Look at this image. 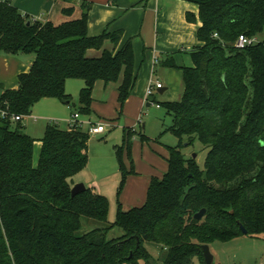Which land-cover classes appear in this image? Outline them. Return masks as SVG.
Masks as SVG:
<instances>
[{"label": "trees", "instance_id": "trees-1", "mask_svg": "<svg viewBox=\"0 0 264 264\" xmlns=\"http://www.w3.org/2000/svg\"><path fill=\"white\" fill-rule=\"evenodd\" d=\"M184 1L199 8L201 46L191 53V67L165 63L182 71L184 83L179 101L160 104L173 116L168 131L180 140L167 147V172L151 179L142 206L124 211L119 205L115 223L80 234L84 218L107 223L109 216L107 198L94 189L71 194L74 177L89 162V133L49 124L36 164L38 140L23 132L22 121L0 119V264H151L146 244L164 251L161 264H206L202 246L243 236L241 225L247 235L264 234V0ZM82 10L80 19L56 26L0 3V55L34 57L18 89L0 83V101L10 114L26 118L43 99L68 101L66 83L73 79L85 83L80 117L92 116L99 81L120 83L122 112L137 81L133 45L105 49L106 41L119 44L122 31L90 36L91 7L83 3ZM187 19L197 21L192 14ZM240 36L256 42L238 49ZM89 50L102 54L90 58ZM136 135L126 130L115 148L124 171L126 151L130 175L136 174ZM185 139L209 150L204 169L182 153ZM140 140L150 139L140 134ZM202 209L204 217L196 220ZM113 228L123 236L109 240Z\"/></svg>", "mask_w": 264, "mask_h": 264}, {"label": "rangeland", "instance_id": "rangeland-1", "mask_svg": "<svg viewBox=\"0 0 264 264\" xmlns=\"http://www.w3.org/2000/svg\"><path fill=\"white\" fill-rule=\"evenodd\" d=\"M20 11L25 15L24 10ZM17 59L33 60V56L22 55L12 56ZM157 57H161L160 55ZM190 60H187L189 63ZM139 67V78L132 96L126 102L122 112L117 101L116 94H113L107 103H94L93 114L90 117L81 115L80 121L84 123L83 130L88 132L89 124L103 123L105 132L100 135H90L89 139V162L87 167L74 177L76 184L82 183L86 187L94 186L95 189L104 195L109 202V216L107 223H99L87 218L82 221L80 234H86L95 228L107 227L115 223L119 205L122 198H126V193L130 191L133 174H127L131 171L130 161L126 151L123 154L125 171L122 170L116 154V147L123 144L125 131L131 127L135 128L137 135L133 141L131 157L133 160L134 170L139 172L140 169H150L151 174L161 177L167 169L166 157L168 155L167 147H176L180 140L168 129L173 125V116L168 114L162 105L157 107V103L151 106L144 104L146 91L150 85H165L164 78L160 75V66H157L159 72L153 74V65L148 60L140 59L137 63ZM176 92L179 91V83L176 79L174 82ZM84 82L82 80H69L67 82V92L71 95L72 107L64 106L60 100L44 99L41 100L33 110V117L37 122L31 119L24 121L23 132L35 139L43 138L45 129L49 124L58 125L61 129H69V122L72 121L73 115L79 113V94ZM0 91V95H1ZM155 98L160 100L162 95L155 92ZM153 99V98H152ZM151 100V98H150ZM50 103L59 108L53 114V108ZM61 114H58V113ZM140 134L145 135L150 140L141 142ZM199 140H195L189 145L188 139L183 141L182 153L187 159H195L201 169H204L205 159L208 154ZM39 148L34 155V161L37 164L39 159ZM139 169V170H138ZM126 172V174H125ZM146 173H140L142 178ZM124 176H126L123 185ZM157 178V177H154ZM123 185V189L122 188ZM148 191V189H147ZM122 209L123 206L121 205ZM123 231L119 228H113L108 239H115L123 236ZM152 260L151 264H161L165 256L164 251L156 246L146 244ZM211 251L215 256V264H264V234L259 236L243 235L230 241L216 240L210 244Z\"/></svg>", "mask_w": 264, "mask_h": 264}, {"label": "crops", "instance_id": "crops-1", "mask_svg": "<svg viewBox=\"0 0 264 264\" xmlns=\"http://www.w3.org/2000/svg\"><path fill=\"white\" fill-rule=\"evenodd\" d=\"M83 3H87L91 7L88 24V33L90 36H99L104 32L113 33L122 31L123 33L117 46H114L111 41H106L104 45L105 49L117 52L128 42L132 43L137 81L140 72L137 65L139 59L140 62L142 60H148L153 65L154 75L159 72L157 66H160V75L164 78L166 84L163 85L162 88L154 90L152 96L148 97L146 91L145 95L148 98L144 100V104L147 101L146 106H151L153 103L160 105L161 103L176 102L182 98L184 93L182 71L177 68H169L165 66V63L169 60H173L180 68L191 67L193 65L191 53L197 47L201 46L197 37V32L202 24L198 20L199 8L197 5L184 0H74L72 3L52 0H16L14 5L19 10L20 8L23 9L25 15L33 19L51 21L58 26L80 19L83 14ZM71 7L74 8L72 15L63 13L64 9ZM188 14L195 15L197 21L190 22L187 19ZM101 54L102 51L89 50L87 56L90 58H97L100 57ZM159 55L161 56L160 58L157 57ZM187 60H190L189 63ZM33 61L34 59H27L25 61L23 59L14 58L11 55H0V83L6 89H18L19 76L30 72ZM176 79L179 83L178 92H176L175 89L171 90V87L175 85L174 82ZM119 84L120 83H111L106 85L104 82H97L93 92V104L97 102L107 103L113 94H116L118 101L117 89ZM84 86L85 83L83 87ZM156 91L163 96L161 101L155 98L154 94ZM66 93L69 96V100L61 102L64 106L71 108L72 100L71 95L67 92V86ZM54 104L55 103H50L53 108V114H55V111L59 108ZM34 108L30 116L23 119V126L26 119H31L35 123L37 122L38 119L33 117L32 114ZM58 114L61 113L59 112ZM91 117L92 116H90V119ZM129 129L135 130L134 127ZM41 139L42 138L37 139L38 141L35 143L34 155L38 148L41 150L42 144L39 142ZM168 156L169 153L166 157V162ZM162 168L168 170V163ZM151 172L150 169H140L139 172H137L136 169V174L132 177V185L129 187L130 191L126 193V198H122L121 200L124 211L142 206L146 201L147 189L149 188L151 179L154 177L162 178L167 171L161 177L151 174ZM140 173H146V175L140 178ZM86 188H92L98 192L94 186Z\"/></svg>", "mask_w": 264, "mask_h": 264}, {"label": "built area", "instance_id": "built-area-1", "mask_svg": "<svg viewBox=\"0 0 264 264\" xmlns=\"http://www.w3.org/2000/svg\"><path fill=\"white\" fill-rule=\"evenodd\" d=\"M16 0H0V3H8V4H15ZM256 42V39H249L245 36H240L235 44V47L238 49H243L246 46H250ZM162 88L161 84H156L155 86L150 85L147 90V96H152L154 93V90ZM159 108L160 105H157ZM0 119L7 120L10 119L12 122H19L23 121L24 117L21 115H14L10 114V112L7 109H4L2 107L1 101H0ZM84 123L80 121V115L78 113H75L73 115V119L71 122H69V128L74 129L77 127L83 128ZM105 132V125L103 123H90L88 133L89 135H99Z\"/></svg>", "mask_w": 264, "mask_h": 264}, {"label": "water", "instance_id": "water-1", "mask_svg": "<svg viewBox=\"0 0 264 264\" xmlns=\"http://www.w3.org/2000/svg\"><path fill=\"white\" fill-rule=\"evenodd\" d=\"M30 25V23H28ZM87 190L86 186L82 183L75 184L71 190V194L73 197L85 192ZM206 213L205 209H202L198 214L195 215L196 220H201ZM241 230L244 235L248 234V231L241 225ZM203 256L206 264H215V256L213 255L210 245H203L202 246ZM132 258V255L129 257Z\"/></svg>", "mask_w": 264, "mask_h": 264}]
</instances>
